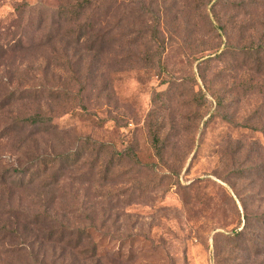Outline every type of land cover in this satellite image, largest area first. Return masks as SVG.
<instances>
[{
	"label": "rangeland",
	"instance_id": "obj_1",
	"mask_svg": "<svg viewBox=\"0 0 264 264\" xmlns=\"http://www.w3.org/2000/svg\"><path fill=\"white\" fill-rule=\"evenodd\" d=\"M82 1L0 0V264H264V0Z\"/></svg>",
	"mask_w": 264,
	"mask_h": 264
},
{
	"label": "trees",
	"instance_id": "obj_2",
	"mask_svg": "<svg viewBox=\"0 0 264 264\" xmlns=\"http://www.w3.org/2000/svg\"><path fill=\"white\" fill-rule=\"evenodd\" d=\"M101 1L108 2L110 0H83L81 3H79V6L76 9V12L72 14L73 20L70 21V23L79 21L80 19H82V17H84V15L87 12L89 13V16L87 18V23L84 25V27L80 28L81 33L79 34V36L76 39H74L75 35L72 34L73 38L70 42H68L69 47H71L72 45L80 46L83 42H86L85 47H83L85 50L100 52V49L104 51V48L109 43L119 44L121 42L120 37H114L111 35L113 34V32H115V30L120 29L122 22H124V15H123L124 10L122 11L121 16L117 15L116 13L112 15L110 10L114 9L115 11H119L123 9L124 8L123 1L122 0H111L109 8L107 6V11H103V13L100 14L99 12L102 10V9L100 10ZM112 19L115 20L114 29L112 28L109 31L102 33L101 30L99 29L100 25H102V23L104 22L111 23ZM210 22H211L210 23L211 27L214 28V25L211 20ZM213 28H212V32H213ZM223 30L226 31V28H223ZM98 31L101 32V35H99ZM109 36L110 38L108 39ZM15 101L16 100H12L10 104L14 103ZM20 123L22 124L31 123L32 125L40 126V125L45 124L46 121L42 120L41 118L39 119L37 118V119H27L26 121H22ZM44 166H45L44 168L45 171H47L48 163L46 162L43 163V167ZM27 170H21L22 175H27L28 174ZM7 175L8 173L3 174L0 176V178L3 180L6 178ZM10 175H12V173ZM23 184L24 183L22 182L21 184L22 187L24 186ZM36 218L38 219L39 217H36Z\"/></svg>",
	"mask_w": 264,
	"mask_h": 264
}]
</instances>
